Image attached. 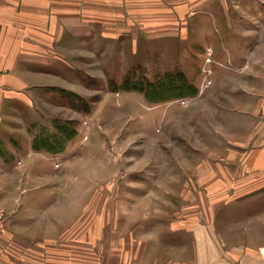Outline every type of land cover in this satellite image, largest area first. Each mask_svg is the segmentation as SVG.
Masks as SVG:
<instances>
[{
	"label": "rangeland",
	"instance_id": "374dc122",
	"mask_svg": "<svg viewBox=\"0 0 264 264\" xmlns=\"http://www.w3.org/2000/svg\"><path fill=\"white\" fill-rule=\"evenodd\" d=\"M130 4L134 16L145 12L140 20L150 21V33L136 30L139 22L136 35L123 32L118 41L102 42V57L88 51L81 65L86 69V88L76 84L73 78L78 74L72 73L68 89L45 92L50 96L39 100V118L26 105L11 106L9 113L25 115L26 121L7 125L22 129L37 125L29 128L35 133L55 134L60 125L74 130L62 152L71 145L65 165L71 184L65 194L72 224L86 220L88 231L101 221V209L126 210L127 217L119 218L123 224L119 238L148 215L150 224L140 227L142 235H157L159 220L171 223L194 216L204 222L213 208L228 216L224 221H237L238 210L247 202L238 198L226 203L227 198L264 195V186L256 185L244 166L245 154L262 135L264 140V0H130ZM176 69L184 72L197 94L153 102L143 92L122 87L129 77L156 82ZM11 138L15 139L8 134L0 146H13ZM230 179L235 184L224 185ZM249 203L254 216L255 204ZM0 211L7 216L2 206ZM233 228L224 235L233 243L261 241L260 234L246 232L249 226ZM4 231L5 227L1 239ZM110 238L107 223L93 249L87 248L86 258L94 260L97 251L99 261H110Z\"/></svg>",
	"mask_w": 264,
	"mask_h": 264
},
{
	"label": "crops",
	"instance_id": "0c3cea01",
	"mask_svg": "<svg viewBox=\"0 0 264 264\" xmlns=\"http://www.w3.org/2000/svg\"><path fill=\"white\" fill-rule=\"evenodd\" d=\"M132 7L130 0H0V143L8 134L15 138H11L13 146H0V207L7 211L0 264H264V195L227 198L226 203L241 198L238 201L255 204L254 216L246 203L245 209L238 210L237 221H224L228 216L213 208L204 222L194 216L171 223L159 220L157 235H142L140 227L150 224L148 215L119 238L123 226L119 218L122 214L127 217L126 210L103 213L101 209V221L96 220L88 231L86 220L72 224L69 194H65V187L68 192L71 184L65 169L71 145L66 153L57 155L36 151V133L29 128L37 125L26 129L7 125L8 121H26L25 115L12 116L11 106L26 105L39 118V100L50 96L45 92L68 89L72 73L78 74L73 78L76 84L83 83L86 88V69L81 65L88 51L102 57V42L118 41L123 32L136 35L141 28L150 33V21L140 20L145 12L134 16ZM120 11L125 18H119ZM139 22L142 25L134 30ZM72 57L78 62L72 63ZM260 139L245 154L244 166L253 173L255 184L264 186L263 135ZM227 183L235 184L231 179L224 185ZM95 213L98 218L99 211ZM112 216L116 221L110 220ZM107 223L111 260L99 261L97 251L94 260L86 258L87 248L93 249ZM236 225L249 226L246 232L260 234L261 241L233 243L224 235Z\"/></svg>",
	"mask_w": 264,
	"mask_h": 264
},
{
	"label": "trees",
	"instance_id": "16d2710c",
	"mask_svg": "<svg viewBox=\"0 0 264 264\" xmlns=\"http://www.w3.org/2000/svg\"><path fill=\"white\" fill-rule=\"evenodd\" d=\"M122 87L143 92L153 102L191 97L198 92V89L188 81L184 72L179 69L166 72L156 82L129 77ZM74 135V130L71 131L65 125H60V131L55 134L48 130L40 131L34 136L33 148L36 151L52 154L62 153L65 150V142Z\"/></svg>",
	"mask_w": 264,
	"mask_h": 264
},
{
	"label": "built area",
	"instance_id": "2783aa9c",
	"mask_svg": "<svg viewBox=\"0 0 264 264\" xmlns=\"http://www.w3.org/2000/svg\"><path fill=\"white\" fill-rule=\"evenodd\" d=\"M7 216L4 212L0 211V234L6 225Z\"/></svg>",
	"mask_w": 264,
	"mask_h": 264
}]
</instances>
